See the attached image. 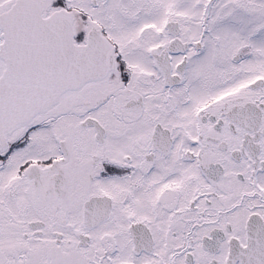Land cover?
I'll list each match as a JSON object with an SVG mask.
<instances>
[{
    "label": "snow or ice",
    "instance_id": "6c2138e0",
    "mask_svg": "<svg viewBox=\"0 0 264 264\" xmlns=\"http://www.w3.org/2000/svg\"><path fill=\"white\" fill-rule=\"evenodd\" d=\"M0 264H264V0H0Z\"/></svg>",
    "mask_w": 264,
    "mask_h": 264
}]
</instances>
